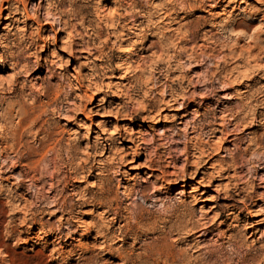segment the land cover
Listing matches in <instances>:
<instances>
[{"label": "clouds", "instance_id": "clouds-1", "mask_svg": "<svg viewBox=\"0 0 264 264\" xmlns=\"http://www.w3.org/2000/svg\"><path fill=\"white\" fill-rule=\"evenodd\" d=\"M0 264H264V0H0Z\"/></svg>", "mask_w": 264, "mask_h": 264}]
</instances>
